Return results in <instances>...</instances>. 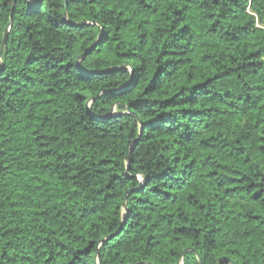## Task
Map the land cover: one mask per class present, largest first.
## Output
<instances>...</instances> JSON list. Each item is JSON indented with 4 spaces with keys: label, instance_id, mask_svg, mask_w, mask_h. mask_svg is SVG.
I'll return each instance as SVG.
<instances>
[{
    "label": "trees",
    "instance_id": "trees-1",
    "mask_svg": "<svg viewBox=\"0 0 264 264\" xmlns=\"http://www.w3.org/2000/svg\"><path fill=\"white\" fill-rule=\"evenodd\" d=\"M198 257L264 264V0H0V264Z\"/></svg>",
    "mask_w": 264,
    "mask_h": 264
},
{
    "label": "water",
    "instance_id": "water-1",
    "mask_svg": "<svg viewBox=\"0 0 264 264\" xmlns=\"http://www.w3.org/2000/svg\"><path fill=\"white\" fill-rule=\"evenodd\" d=\"M15 1V0H14ZM7 34H8V31H7V33L5 34V38L7 37ZM138 122H139V124L141 123L140 122V120H138ZM129 150H130V148H131V143L129 144ZM128 157V156H127ZM130 192V191H129ZM128 192V193H129ZM126 198H127V196H126ZM126 198H125V200H124V206H125V203H126ZM120 231H121V229H119L115 234H113V235H111V236H109V237H107V238H105L102 242H101V244H104V243H106V242H108V241H110L111 239H113L117 234H119L120 233ZM226 259H224V258H222V259H220L219 261H218V264H222V262H224ZM198 261H199V264H203L202 263V261H201V259L198 257ZM226 261H228V260H226ZM230 264H234L232 261H228Z\"/></svg>",
    "mask_w": 264,
    "mask_h": 264
},
{
    "label": "rangeland",
    "instance_id": "rangeland-1",
    "mask_svg": "<svg viewBox=\"0 0 264 264\" xmlns=\"http://www.w3.org/2000/svg\"><path fill=\"white\" fill-rule=\"evenodd\" d=\"M114 111H116V110L114 109Z\"/></svg>",
    "mask_w": 264,
    "mask_h": 264
}]
</instances>
